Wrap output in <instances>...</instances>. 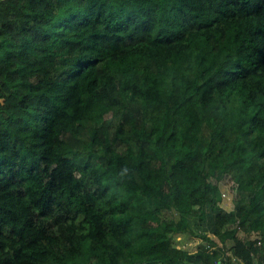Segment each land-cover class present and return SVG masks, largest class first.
<instances>
[{
  "label": "trees",
  "instance_id": "obj_1",
  "mask_svg": "<svg viewBox=\"0 0 264 264\" xmlns=\"http://www.w3.org/2000/svg\"><path fill=\"white\" fill-rule=\"evenodd\" d=\"M0 264H264V0H0Z\"/></svg>",
  "mask_w": 264,
  "mask_h": 264
},
{
  "label": "rangeland",
  "instance_id": "obj_2",
  "mask_svg": "<svg viewBox=\"0 0 264 264\" xmlns=\"http://www.w3.org/2000/svg\"><path fill=\"white\" fill-rule=\"evenodd\" d=\"M219 184H220L222 192L227 193V197H224V200L222 201V205L226 207L227 209L233 208L235 204V201L233 198L235 196V191L233 188V184H234L233 179H231L229 175H226V177L223 178L219 182ZM194 232H196V236L195 235L193 237L191 236L192 239L187 238L189 233H186L184 236L182 235L177 236V244L180 246H184L187 249L194 250L197 247L201 239V237L199 238L197 237L200 234L199 231L195 229ZM197 232H198V235H197ZM255 236H256V233H253V237ZM232 242H233L232 240L228 239V243H227L228 247L232 245Z\"/></svg>",
  "mask_w": 264,
  "mask_h": 264
},
{
  "label": "clouds",
  "instance_id": "obj_3",
  "mask_svg": "<svg viewBox=\"0 0 264 264\" xmlns=\"http://www.w3.org/2000/svg\"><path fill=\"white\" fill-rule=\"evenodd\" d=\"M125 171H126V169H125ZM222 191V190H221ZM224 198V197H223ZM253 233H256V232H253ZM256 235L258 236V237H253V234H252V238L253 239H259L260 238V235L258 234V233H256Z\"/></svg>",
  "mask_w": 264,
  "mask_h": 264
},
{
  "label": "built area",
  "instance_id": "obj_4",
  "mask_svg": "<svg viewBox=\"0 0 264 264\" xmlns=\"http://www.w3.org/2000/svg\"><path fill=\"white\" fill-rule=\"evenodd\" d=\"M223 197H227V193L222 192ZM255 237H258L257 235Z\"/></svg>",
  "mask_w": 264,
  "mask_h": 264
}]
</instances>
